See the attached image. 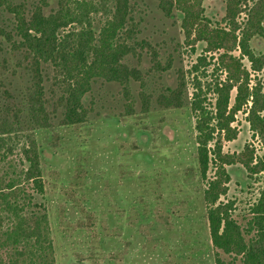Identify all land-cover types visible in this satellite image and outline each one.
<instances>
[{
	"label": "rangeland",
	"instance_id": "1",
	"mask_svg": "<svg viewBox=\"0 0 264 264\" xmlns=\"http://www.w3.org/2000/svg\"><path fill=\"white\" fill-rule=\"evenodd\" d=\"M48 3L46 13L56 8V0ZM234 4L233 18L242 33L255 7L264 16V0H235ZM200 8L211 26L227 25V0H200ZM107 14L101 8L93 15L94 26H101ZM260 15L255 17L260 19ZM131 18L136 41L145 45L137 47L136 55L125 56L123 62L142 74L143 85L132 80L124 92L118 84L96 80L83 100L89 110L83 124L60 125L62 110L56 109L51 128L33 131L44 192L30 193L45 208L55 264H214L205 183L196 160L195 115L189 104L196 83L206 92L216 79H223L217 71L222 51H206L205 43L185 37L181 14L173 11V16L167 17L158 0H131ZM249 46L256 55H264L261 37L252 36ZM232 55L241 57L240 50ZM154 59L169 69L155 68ZM240 60L250 74V85L264 90V68L253 72L245 58ZM18 61L19 57H12L0 44L1 92L10 83L11 91L24 84L25 73L18 68ZM46 72L52 110L56 98L50 92L52 70ZM179 82L186 105L161 108L156 97L166 88L176 89ZM142 93L148 97L142 98ZM206 93L205 106L210 108L213 96ZM234 96L232 90L230 102ZM246 111L238 112L231 124L235 138L222 141L224 154H238L248 147L254 149L255 156L263 155L259 139L246 121ZM19 134L9 143V159L15 160L18 169H25L19 155L25 133ZM225 170L228 191L221 201H233V215L245 224L264 191V170L251 175L238 163L225 166ZM1 256L7 261L6 251Z\"/></svg>",
	"mask_w": 264,
	"mask_h": 264
},
{
	"label": "trees",
	"instance_id": "2",
	"mask_svg": "<svg viewBox=\"0 0 264 264\" xmlns=\"http://www.w3.org/2000/svg\"><path fill=\"white\" fill-rule=\"evenodd\" d=\"M234 1L227 0V25L220 27L211 26L202 15L200 0H158L167 17H172L173 11L181 14L185 37L205 43L206 51H222L217 71L223 79H216L206 89L214 103L209 102L210 108L205 106L207 93L196 83L189 104L195 115L196 160L205 183L203 195L214 264H264V191L245 224L233 215V201H221L228 191L225 166L241 164L251 175L264 170V90L260 85H250V74L240 60L245 58L253 72L264 68V55H256L249 46L252 36L264 40V16L255 7L242 33L233 18ZM48 2L31 0L28 5L25 1L0 0V44L12 57H19L18 68L25 73L22 86L11 91L10 83L7 90L0 91V164L7 163L0 167V264H55L45 208L30 193L44 192L33 131L51 128L52 114L58 108L62 110L60 125L87 122L89 110L83 100L96 80L118 84L124 92L132 80L143 85L142 74L123 62L125 56L136 55L137 47L145 45L136 41L130 27L131 0H56V8L46 13ZM101 8L108 14L103 24L95 27L93 15ZM237 48L239 58L232 55ZM152 66L169 69L156 59ZM47 68L52 70L50 92L56 95L52 110L45 87ZM232 90L235 96L230 102ZM143 97L148 96L142 93ZM156 102L163 109L184 107L182 84L164 89ZM244 108L250 131L263 151L260 157L248 147L238 154L222 152V141L235 138L231 124ZM19 133H25L19 151L25 169H18L15 160L9 159V143ZM210 169L213 173L207 176ZM4 251L7 261L1 256Z\"/></svg>",
	"mask_w": 264,
	"mask_h": 264
}]
</instances>
